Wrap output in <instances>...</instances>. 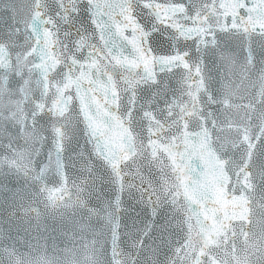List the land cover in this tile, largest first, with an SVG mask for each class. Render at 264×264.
I'll list each match as a JSON object with an SVG mask.
<instances>
[{
	"label": "water",
	"instance_id": "obj_1",
	"mask_svg": "<svg viewBox=\"0 0 264 264\" xmlns=\"http://www.w3.org/2000/svg\"><path fill=\"white\" fill-rule=\"evenodd\" d=\"M231 31L241 35L224 36ZM213 33L233 51L251 38L259 61L264 0H0L6 255L14 246L24 264H36L29 252L39 264H106L108 164L117 185L143 182L167 197L161 210L172 223L160 260L264 264V75L237 59L225 71L209 54L201 79L182 53ZM222 74L225 88L211 102L208 84L216 93ZM50 149L54 160L93 153L94 187H84L92 180L79 163L67 180L63 164L59 176L41 168ZM125 200L134 218L139 206ZM113 248L126 264L127 242Z\"/></svg>",
	"mask_w": 264,
	"mask_h": 264
},
{
	"label": "snow or ice",
	"instance_id": "obj_2",
	"mask_svg": "<svg viewBox=\"0 0 264 264\" xmlns=\"http://www.w3.org/2000/svg\"><path fill=\"white\" fill-rule=\"evenodd\" d=\"M241 34L231 31L224 34L229 39L239 37ZM261 39L258 42V47L262 53H264V34H260ZM224 37H218L216 33H213V36L208 40L204 47L201 48L199 41H193L192 47L185 49L182 55L186 59H189L192 64L195 66L196 72L200 74V78L205 80L207 83V78L203 76L202 69L200 68L201 64H206L205 57L209 54L215 56L218 60L219 66L225 71L228 70V65L230 59H237L243 66H247L248 62L251 61V67L255 69L260 74L264 75V55L260 57V60L256 59V51L253 45V41L249 37L240 39L237 43V51H233L231 48L226 46V43H222ZM257 63L261 65L257 69ZM228 80L227 75H221L219 79L215 81L219 87L216 89V93L212 92V84H208L207 91L209 99L211 102H217L220 100L219 93H222V90L225 88V81ZM53 149H50L49 153L45 156V160L41 162V168L46 166H52L57 169V175L59 176V165H64V179L68 178V169L69 167H75L77 163L81 165V172L87 173L89 179L92 180V185H88L87 181H84V187H94L96 181V172H95V157L91 152L77 151L73 150V155L64 158L62 153H58V159L54 160L51 152ZM67 151V148L64 149ZM33 164L35 162H32ZM106 169L107 180L103 177L101 178L102 182L111 185L109 191L113 193L111 200L109 201V208L112 211V221L113 224L109 225L108 235L112 243L108 244L106 252V264H117V255L113 248V245L120 246L122 242H127L129 251L127 256L130 258L126 261V264H168V259L165 260L159 259L160 248L165 246L166 234L170 233L171 221L164 218V213L161 210V205L167 197L161 199V193L156 188L145 189L143 182L137 187L136 184L132 183L130 179L123 180L121 185H117L116 174L110 168L108 164H104ZM123 172V169H121ZM260 172L264 176V166L261 167ZM19 174V173H17ZM83 179V176L81 177ZM126 184L127 188H123L122 185ZM66 190V189H64ZM139 192L140 195L137 197L132 196V192ZM153 193H155V198H153ZM127 195L128 199H132L135 205H138L139 208L136 210V216L134 218L126 219V215L130 212L129 207L127 206L125 196ZM23 199V197H21ZM118 202L120 206V220L121 223L117 226L115 225L116 221V207L115 203ZM149 205H151L149 207ZM24 205L21 204V207ZM123 229V231H122ZM82 236L83 232L80 233ZM11 239V237H8ZM3 239V237H0ZM157 241H160V244H157ZM170 246V245H167ZM8 245L0 246V264H17V257H19L20 264H24L25 256L22 253H19L14 246H12L11 254L6 255V249ZM83 248V245H82ZM39 251V249H37ZM80 258V254H77V259ZM29 260L36 261V264H39L38 255H33L29 252ZM84 264H89V261L85 259Z\"/></svg>",
	"mask_w": 264,
	"mask_h": 264
}]
</instances>
